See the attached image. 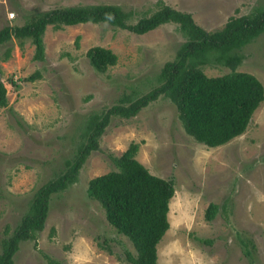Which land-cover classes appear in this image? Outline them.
<instances>
[{
	"label": "rangeland",
	"instance_id": "1",
	"mask_svg": "<svg viewBox=\"0 0 264 264\" xmlns=\"http://www.w3.org/2000/svg\"><path fill=\"white\" fill-rule=\"evenodd\" d=\"M159 1L190 13L207 31L264 7V0H0V28L57 7L102 3L133 10L135 22L155 11ZM43 40V61L32 58L29 39L22 48L15 39L0 46L7 95V105L0 106V253L35 191L62 173L64 161L75 154L88 118L114 104L127 105L156 86L162 66L175 58L185 36L172 22L144 34L87 22L49 25ZM97 45L117 55V63L104 72L95 71L86 56ZM8 46L11 54L4 59ZM240 54L236 70L253 74L264 87V33ZM202 68L208 76L230 71L222 65ZM36 71L40 76L28 79ZM130 142L139 143L136 159L150 173L174 182L157 264H264V100L243 134L208 147L186 133L175 104L163 95L131 118L111 117L77 181L52 195L36 239L20 242L14 264H131L132 243L86 193L89 179L116 169L110 157ZM210 203L218 209L207 220Z\"/></svg>",
	"mask_w": 264,
	"mask_h": 264
},
{
	"label": "trees",
	"instance_id": "2",
	"mask_svg": "<svg viewBox=\"0 0 264 264\" xmlns=\"http://www.w3.org/2000/svg\"><path fill=\"white\" fill-rule=\"evenodd\" d=\"M133 16V10H124L116 4L70 5L41 11L21 25L5 24L0 28V46L15 39L22 48L24 41L29 39L34 47L32 58L38 61L45 59L43 36L49 25L59 29L87 22L107 23L144 34L172 22L178 24L185 36L175 58L162 66L156 86L127 105L117 103L88 118L84 139L73 157L64 161L62 173L35 191L26 212L3 239L0 264H14L13 256L20 242L36 239L37 232L44 227L52 195L77 181L86 159L98 149L100 137L111 117L131 118L163 95L175 104L187 134L208 147H217L243 134L252 114L264 100L261 81L251 73L236 70L242 60V47L264 33V7L249 14L229 17L222 28L214 31L205 30L190 13L162 1L149 15L135 22L131 21ZM78 40L79 36L75 40L76 45ZM10 54L11 47L8 46L3 58ZM86 56L98 72H104L117 63V55L111 49L98 45L90 47ZM208 64L226 66L230 71L208 76L202 68ZM39 76V71H36L28 79L34 80ZM6 105V87L0 78V106ZM138 148L139 143L130 142L119 156H111L116 169L89 179L86 193L100 204L107 222L132 243L136 254L128 252V261L131 264H157L156 246L169 228L167 214L175 187L171 178L150 173L136 159ZM217 209L216 204L210 203L205 218L212 220ZM105 249L110 251L108 247Z\"/></svg>",
	"mask_w": 264,
	"mask_h": 264
}]
</instances>
